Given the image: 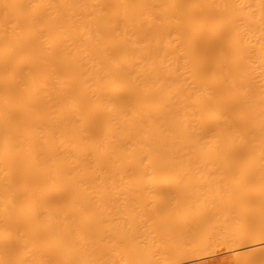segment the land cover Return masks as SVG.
I'll return each mask as SVG.
<instances>
[{
	"label": "bare ground",
	"instance_id": "6f19581e",
	"mask_svg": "<svg viewBox=\"0 0 264 264\" xmlns=\"http://www.w3.org/2000/svg\"><path fill=\"white\" fill-rule=\"evenodd\" d=\"M251 244L264 0H0V264H264Z\"/></svg>",
	"mask_w": 264,
	"mask_h": 264
},
{
	"label": "rangeland",
	"instance_id": "374dc122",
	"mask_svg": "<svg viewBox=\"0 0 264 264\" xmlns=\"http://www.w3.org/2000/svg\"><path fill=\"white\" fill-rule=\"evenodd\" d=\"M40 200H41V199H40ZM43 201H44V202H45V201L47 202L48 200L43 199ZM49 201H50V200H49ZM47 203H48V202H47ZM41 209H43V208H41ZM44 209H45V208H44ZM45 210H46V209H45ZM45 210H43V211H45ZM45 212L47 213V214L45 213V217H47L48 212H47V211H45ZM41 213H43V212H41ZM40 215H41V214H40ZM43 216H44V215L42 214V217H43ZM251 245H252V244H251ZM254 245H257V244H253V245L250 246V247H249V245H248V248H252V247H253V248H258V247H260V246H263L264 244H262V245H261V244H260V245L258 244L257 246H254ZM222 252H223V251H222ZM222 252H219L220 254H218L217 256H220V255H221V256H222V255L225 256V255H226V252H225V253H224V252L222 253ZM211 255H212V254H211ZM217 256H216V255H215V256L213 255V256L209 257V259H208L207 257H205V258H204V261H203V259H201L202 261H201L200 259H199V260L201 261V263H203V262H207V260L210 261L211 259H213V262L216 261L218 264H232V261H231V259H230V257H229V254L226 255L227 257H224V256L221 257V256H220V258H219V257H217ZM216 257H217V258H216ZM210 258H211V259H210ZM218 258H219V259H221V258L223 259V258H224L223 260L221 259V262H222V263H220V261H217V260H219ZM205 259H207V260H205ZM216 259H217V260H216ZM200 261L197 262V263H200ZM211 262H212V261H211ZM211 262H209V263H211ZM213 262H212V264H213ZM187 263L189 264V262H187ZM187 263H182V264H187ZM217 263H216V264H217ZM192 264H193V263H192ZM194 264H196V262H195ZM214 264H215V263H214Z\"/></svg>",
	"mask_w": 264,
	"mask_h": 264
}]
</instances>
